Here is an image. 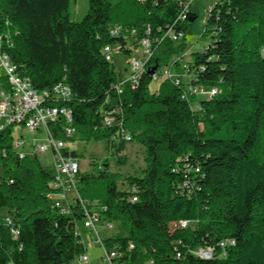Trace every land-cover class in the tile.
<instances>
[{"label": "trees", "instance_id": "16d2710c", "mask_svg": "<svg viewBox=\"0 0 264 264\" xmlns=\"http://www.w3.org/2000/svg\"><path fill=\"white\" fill-rule=\"evenodd\" d=\"M191 1L88 0L82 19L72 20L71 0H0V48L37 89L60 81L71 87L73 99L65 104L74 110L78 134L104 140L117 166L126 164L127 143L144 147L138 174L121 177L106 158L98 176L78 177L81 197L106 206L103 218L127 228L125 236L106 239L126 252L127 264H264V0H219L204 21L212 42L186 62L188 82L166 76L152 90L174 57L176 65L184 60ZM185 9L189 17L180 20ZM169 31L182 39L174 41ZM145 38L153 54L139 84L119 96L104 47L131 56ZM189 86L218 92L190 94ZM113 104L123 107L130 142L100 128L102 110ZM12 140L11 127L0 131V264H77L85 251L76 232L81 204L70 213L53 208L51 168L39 156L19 159ZM97 179L105 196L93 203ZM181 219L192 225L172 229ZM226 239L235 244L222 249ZM200 246H213L214 256L193 255Z\"/></svg>", "mask_w": 264, "mask_h": 264}, {"label": "built area", "instance_id": "2783aa9c", "mask_svg": "<svg viewBox=\"0 0 264 264\" xmlns=\"http://www.w3.org/2000/svg\"><path fill=\"white\" fill-rule=\"evenodd\" d=\"M188 12L185 9L180 20L187 19ZM119 27L113 28V32H117ZM174 41H180L183 33L175 34L168 32ZM144 53L147 56L145 61L133 58L129 60L128 76L120 80L115 85V90L120 96L124 93L125 86L129 85L135 88L139 84L140 77L145 70L147 60L152 56V43L149 38H145L141 44ZM118 48L111 45L104 47L106 59L113 60V54ZM0 67L5 71V79L7 87L0 86V131L12 128L13 140L12 150L19 159L27 156H41L47 153L51 154L52 163L51 170L54 178L51 183V191L47 194V198L53 208H58L62 213H70L72 205L79 202L84 211L83 219L76 223V232L80 236V241L85 247V251L79 254L77 264H94L89 254V249L98 245L101 250L99 256L102 264H127L123 259L126 255L124 250L119 249L116 245L110 246L106 239H103L99 233V227L104 229H112L113 222L103 218V211L107 210L106 206H94L89 200L81 197L78 189V177L81 172L79 155H74L66 144L68 139H75L78 136L77 128L74 125V110L66 105L73 99L71 87L64 81H60L52 88L39 90L31 79L24 76L16 64L11 60L8 53L0 48ZM163 74L167 77H176L170 68H166ZM179 83V80H177ZM218 92L216 87L193 88L189 86L190 94H199L211 96ZM109 104V100L107 102ZM21 127L22 132L15 137L17 128ZM100 128L114 129L115 134L112 137L116 141H131V134L126 129L123 119V107L120 104H113L111 107L105 108L101 112ZM27 133L30 136H27ZM31 140V141H30ZM29 146V147H28ZM132 201H137L135 194L136 189H132ZM5 220L11 224L12 219L8 215ZM82 225V226H81ZM192 225L188 219H181L173 222L172 229H185ZM88 230L92 241L85 240L83 228ZM11 232L14 236H18L20 231L17 227H12ZM234 239H226L220 242V247L225 249L227 245H234ZM129 249L134 248V244L128 245ZM193 255L204 259H211L214 256L215 249L213 246H200L191 250ZM131 254L128 253L127 256ZM178 257L182 254L178 253ZM149 263H153L150 260Z\"/></svg>", "mask_w": 264, "mask_h": 264}, {"label": "rangeland", "instance_id": "374dc122", "mask_svg": "<svg viewBox=\"0 0 264 264\" xmlns=\"http://www.w3.org/2000/svg\"><path fill=\"white\" fill-rule=\"evenodd\" d=\"M219 0H192L190 4V20L186 24V42L188 44V49L183 55V61L181 64H177V58L172 59V67L170 68L172 73L181 76L183 81L188 82V74L186 73V62L194 59L195 53H202L204 49L212 42V37L210 34L205 33V19L207 18L208 11L212 9ZM88 10V0H71V18L72 20H81L84 14ZM0 36V41H2ZM1 44V42H0ZM133 58H138L139 60L145 61L147 59L144 53V48L142 45L135 49L131 56L116 50L113 54V64L115 71L117 73L118 79L123 80L128 76L129 72V60ZM182 59V58H180ZM165 75H160L155 78L151 85L152 90H156ZM5 81V71L0 67V86L3 85ZM17 131L15 137H18L22 132L21 127H16ZM27 136H30L27 133ZM31 141V140H30ZM67 146L70 150H75L79 154L80 170L82 173H93L98 176L100 173V167L106 158H110L109 165L110 171L114 173H120L121 177H125L130 174H138L145 167V150L144 147L139 143L130 142L127 143L126 153L127 161L125 165L117 166L115 160L110 155L109 150L106 147V143L102 139H86L78 136L75 139H68L66 141ZM29 147V146H28ZM41 163L50 167L52 163V157L50 153L40 156ZM2 173V165L0 164V174ZM120 182V181H119ZM121 185V183H119ZM89 196L92 197L93 203H98L105 196V188L100 179L93 182V186L90 188ZM5 211H0V216L4 215ZM82 226V225H81ZM83 231L85 233V240L92 241V237L89 235L88 230L84 227ZM127 228L120 222H113L112 229H104L102 226L99 227L100 236L103 239L113 238L116 236H125L127 234ZM89 254L92 257L94 264H102L99 256L101 255V250L98 245L89 249Z\"/></svg>", "mask_w": 264, "mask_h": 264}, {"label": "water", "instance_id": "95a60500", "mask_svg": "<svg viewBox=\"0 0 264 264\" xmlns=\"http://www.w3.org/2000/svg\"><path fill=\"white\" fill-rule=\"evenodd\" d=\"M157 67H154L152 70H151V73H154V71L156 70Z\"/></svg>", "mask_w": 264, "mask_h": 264}]
</instances>
